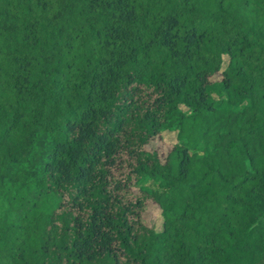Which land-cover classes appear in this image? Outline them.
<instances>
[{
  "label": "trees",
  "instance_id": "1",
  "mask_svg": "<svg viewBox=\"0 0 264 264\" xmlns=\"http://www.w3.org/2000/svg\"><path fill=\"white\" fill-rule=\"evenodd\" d=\"M0 264H264V0H0Z\"/></svg>",
  "mask_w": 264,
  "mask_h": 264
},
{
  "label": "rangeland",
  "instance_id": "2",
  "mask_svg": "<svg viewBox=\"0 0 264 264\" xmlns=\"http://www.w3.org/2000/svg\"><path fill=\"white\" fill-rule=\"evenodd\" d=\"M222 58L225 62L226 56L223 55ZM173 142H175L174 132L162 131L161 136L154 137L153 139H151L146 145V147L149 149H155L159 156H162ZM143 217L145 222L148 225L153 226L156 231H159L161 229L162 218L159 215L158 208L154 204H146L144 208Z\"/></svg>",
  "mask_w": 264,
  "mask_h": 264
}]
</instances>
